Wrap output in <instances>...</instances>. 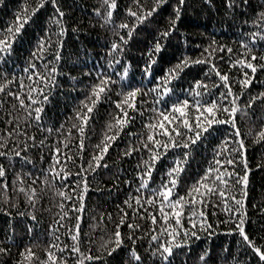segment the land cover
I'll return each instance as SVG.
<instances>
[{
  "label": "trees",
  "instance_id": "16d2710c",
  "mask_svg": "<svg viewBox=\"0 0 264 264\" xmlns=\"http://www.w3.org/2000/svg\"><path fill=\"white\" fill-rule=\"evenodd\" d=\"M29 2L32 3V0ZM59 2L65 12L66 31L62 37L61 59L56 65L58 68L56 80L54 84L48 86L45 93L48 95V100L44 105L40 124L38 125L32 120L30 126L25 127V112L18 100L8 95V92L0 93V144L5 143L3 137L6 131H11L17 123L28 133V137L35 136V141L28 140L30 147L23 150L21 157H10L15 163L10 164L8 161L0 159V163H4L7 169L6 177L0 178V239H3L5 228L14 230L13 240L3 245L10 250L7 254L0 255V264H17V261L21 259L19 253L29 243L33 244V251L36 252V257L30 264H41L46 258L47 245L53 239L54 225L58 228V231L55 232L57 242L71 246L72 239L66 228L69 225H75L77 215L80 216L81 250L91 248L93 255L101 257L100 261L88 262V264H120L121 257L125 255L129 246V241L125 240L123 246L125 252L113 253L111 258L104 255L101 245L115 231L114 225L119 222L122 212H127L125 224L121 225L122 235L128 231L126 224L132 219L141 225L139 230L134 229L137 237L141 236L142 231L148 232L151 227V221L148 218L151 210L146 204L140 209L145 212L143 218L132 215L133 211L138 208L134 198L137 195L147 196L150 194L148 191L138 190L139 178L135 175L137 171L141 170L138 165H141L142 160L147 158L146 150L145 152L133 151L128 156H125L124 152L129 146L133 149L136 148L140 136L145 132L143 121L149 119L148 109L152 105L149 97L137 96V108H140L142 101H148L144 105L143 114L135 113L129 109V115L133 116L134 120L126 125L120 131L117 139L110 144L108 152L101 161V166L96 168L95 172H88L89 188L84 194V210L77 213L76 209H71V204L77 203V197L73 195L72 200L68 201L65 197L60 196L58 190L71 194V190L77 187V182L82 178L76 175L81 171L79 165L93 156L97 151L95 146L102 142L103 135L108 131L107 125L110 120L114 119L115 112L118 111L115 101L122 99L119 87L121 69L119 67L105 68L107 74L115 72L113 80L116 83L112 85V90L107 93L106 97L102 96L101 101L95 105L91 113V118L85 127L83 158L81 159L78 155L79 133L76 128H72L71 135H69L68 128L72 124H77L78 118L75 117L74 110L78 109L79 101L83 100L87 94L85 85L96 82L89 76V73H94L110 59L106 52L112 39V31L111 27L106 25L102 18L96 16L93 11L100 0H59ZM19 3L20 0H5L4 4H0V29L5 28L7 22L14 18L13 14ZM118 3L121 12H123L130 0H118ZM141 3L145 7H151L154 0H141ZM175 4L176 0H166V3L161 5L157 13L154 14V18H150L146 25L138 26L131 39L128 40L122 59L130 62V74L135 73L133 83L140 80L145 61L149 58L147 49L154 42L153 37L156 33L167 27ZM261 6H264V0H245V3L239 4L234 10H226L223 0H186V6L182 10L174 34L161 39L165 47L156 54V63L152 65L153 77L145 79L144 83L148 84L149 79L155 83L154 77L163 75L165 69L175 64L185 54L193 59L200 57L206 52L205 46L215 40L217 43L212 47L216 49V52L210 59L217 64L221 72H228L234 90L239 91V85L235 81L242 77L243 72H249L252 78V83L245 90V95L241 100L244 101L249 96H258L260 92H264V71L258 68L257 72L252 75L251 70L246 67H233L230 61L243 55V50L238 43L239 39L244 38L247 33L258 31L260 25H253L250 21L256 18V14L261 11ZM52 15L51 4L38 10L13 45V52L8 58V64L5 65L4 70H11L18 76L22 74L26 76L28 73H22L21 68H26L31 62L36 63L37 68L43 71L44 62L33 59L32 52L39 38L45 35L46 28L50 32L55 31V27L50 22ZM121 19L129 18L124 14ZM129 22L131 23V20ZM53 38L55 39V37ZM218 45H227L233 51L232 53L226 49L221 51ZM251 46L257 53L255 62L264 63L259 60L260 55L264 54V39L258 38L251 41ZM44 59L45 61L53 60L51 50L46 52ZM206 68V64L189 66L178 79L172 82L174 92L179 95L182 89L189 87V81L205 77L203 70ZM206 79L211 86L217 78L215 74L208 73ZM16 90V84L9 88V91ZM25 99L26 103H30L26 94ZM163 107L167 106L163 105ZM9 114L16 118L12 125L8 124ZM236 123L245 140V155L251 169L245 195L247 211L245 227L250 237L256 238L259 245L264 243L260 239L261 236H264V211H261L264 209V141H259L254 134L261 126H264V98H258L250 106L247 114L238 113ZM62 125L63 127H61ZM213 127L219 132L230 131V126L215 125ZM49 128L52 129L51 133L47 131ZM16 135L18 140L13 141L8 138L7 149L0 148V151L12 149L16 143L25 139L19 128L16 129ZM221 139H223L222 135L218 137L205 136L197 141L194 147H191L185 171L181 173L176 192L184 195L187 187L191 186L194 180L203 174L211 164L213 150ZM40 141H44L43 145ZM33 144L34 146H32ZM64 144L67 146L64 147ZM55 147H61V152L58 154L60 156L59 163L52 158ZM230 147H234V145H230ZM174 155H180L179 151ZM25 156L28 157L27 161L24 160ZM66 156L70 158L66 160ZM171 160L172 155H168L167 158L162 157L161 161L157 162L156 169L149 181V189L161 182V176L166 168L171 166L169 163ZM50 165L55 166L58 172L68 171L72 174L66 178L56 175L55 180H52V176L55 174L47 171ZM236 170H240L239 165L236 166ZM17 174L23 177L22 183L17 179ZM37 176L40 179H35ZM45 176L49 178L47 184L42 183ZM4 179L8 181V188L3 187ZM64 184H67V188H64ZM21 188L24 191H21ZM32 188L36 189L35 199L29 200V191ZM232 194L237 197L240 195L234 190H232ZM61 201L64 203L63 209L59 207ZM125 201H128L130 206H126ZM5 207L8 208L7 212L3 211ZM197 207L200 206L197 205ZM220 209L221 201L217 196L206 201L203 210L207 214V220L213 223V229L208 233L199 232L197 237L191 238L189 244L174 249L172 264H196L198 254L204 250H209L212 257L208 264H227L233 257H237L240 261H246V264H261L258 255L244 244L238 233L224 231L225 228L234 226V222L215 224L217 220L227 219V214ZM69 210L72 215L66 217L61 222L65 226L60 227L55 222L59 221L62 212L67 213ZM187 210L186 207L185 212ZM108 214H111L110 218ZM33 215L35 219H33ZM236 215H240V213H236ZM157 220L160 221L158 214ZM183 224L184 227H189L187 215L183 216ZM165 238L161 237L162 240ZM136 245L138 251L148 252L147 237L138 239ZM152 245L155 246V242H152ZM55 251L59 253V249H55ZM67 258L69 264H75L77 257L69 256ZM157 259L150 253L148 254L149 264Z\"/></svg>",
  "mask_w": 264,
  "mask_h": 264
},
{
  "label": "snow or ice",
  "instance_id": "6c2138e0",
  "mask_svg": "<svg viewBox=\"0 0 264 264\" xmlns=\"http://www.w3.org/2000/svg\"><path fill=\"white\" fill-rule=\"evenodd\" d=\"M226 10H234L239 4L245 3V0H223ZM5 0H0V4H4ZM166 0H154L151 7H145L141 0H130L128 6L121 12L118 0H100L97 7L93 9L96 16L101 17L106 25L111 27L112 39L109 42L106 55L110 57L104 66L96 69L94 73L90 72L89 76L95 80V83L85 85L87 94L84 99L79 101L77 110H74V115L77 119V124H72L68 128L71 135L72 128H76L79 133V152L78 155L83 158L84 149V132L88 121L91 118V113L96 104H98L102 96H107V93L112 90V85L116 83L113 80L112 74H107L105 68L121 69L119 73V87L122 99L115 101L118 111L115 112L113 120H110L107 129L103 135V140L97 144L93 156L86 162H82L79 167L80 172L77 176L82 177L77 182V187L71 190V194H66L64 191L58 190L60 196L71 201L73 195L77 197V203L71 204V209H76L77 213L84 210V194L87 193L89 184L87 175L89 171L95 172L96 168L101 166V161L104 159L109 150L110 144L117 139L120 131L124 129L132 120L133 116L129 115V109L138 114H143L144 105L148 101H142L140 108H137V96H147L151 101L149 119L143 121L145 132L140 136L136 148L131 146L124 152L125 156L131 155L133 151L145 152L146 157L141 162L140 171L135 175L139 178V189L150 192L147 196L137 195L135 203L138 208L133 211V217L145 216V212L140 209L146 204L151 210L149 219L151 227L148 232H141V236L135 235L134 229L139 230L141 225L136 223L135 219L126 224L128 231L122 235L121 225L125 224L127 212L123 211L118 223H115V231L101 245L104 255L111 258L113 253L125 252L123 246L125 240L129 241V246L125 255L121 257L120 264H149L148 254L152 257H157L151 264H172L174 249H179L181 246L190 243L191 238L197 237L199 232L206 233L213 229V223L207 220V214L203 210L206 201L211 200L213 196H217L221 201V211L227 214V219L224 221L217 220L215 224H228L229 221L234 222V226L224 229L227 232H236L241 237L244 244L250 247L255 254L258 255L261 264H264V243L257 244L254 237H250L246 231V216L245 195L247 185L249 183V172L251 169L248 166V160L245 155L246 146L245 140L241 136L240 127L237 126V114H247L250 106L258 99L264 98V92H260L258 96H249L242 101L241 98L245 95V90L252 83V78L249 72L242 73V77L238 78L235 83L239 85V91H235L233 84L230 83L228 72H221L217 64L210 59L215 55L216 49L212 45H216V41L212 40L211 44L205 46L206 52L200 57L193 59L188 55H183L177 62L164 70V74L148 80V84L144 83L145 79L153 77L152 65L156 63V54L160 53L165 47L161 39L168 38L170 34H174L177 29V22L181 18L182 10L186 6V0H176L173 7L172 16L169 18L166 28L161 29L153 37L152 45L147 49L148 59L145 61L141 71L140 80L133 83L135 73L130 74V62L123 61L124 48L128 40L133 36L134 31L138 26L147 24L150 18H154L161 5L165 4ZM51 4L53 15L50 17L51 24L55 27L54 32L45 29V35L38 40L36 47L33 49V59L44 62V69L41 71L37 68L36 63L29 62L26 68H21L22 73L28 75H17L11 70H4L8 64V58L13 52V45L16 43L20 34L24 31L25 26L29 23L38 10ZM126 14L129 19H121ZM14 18L7 22L5 28L0 29V93L8 92V95L15 97L19 105L24 109L26 121L25 127L30 126L32 120L38 125L42 121V112L44 105L48 100V95L45 94L48 86L55 83L58 68L56 65L61 59L60 49L63 45L62 37L66 31L64 23L65 12L61 7L59 0H20L17 10L13 14ZM131 20V23L129 22ZM120 21V22H117ZM253 25H260L256 33H247L244 38L239 39L238 43L243 50V55L238 59L230 61L233 67H246L251 70L252 75L259 68L264 71V63H256L257 53L253 51L251 41L258 38L264 39V6H261V11L256 14V18L250 21ZM55 37V39L53 38ZM219 50H227L232 53V48L227 45H218ZM48 50L53 53V60L45 61V54ZM259 60L264 62V54L260 55ZM206 64L207 68L205 77L189 81V87L182 89L179 95L174 92L172 82L180 77V74L191 65ZM51 65V66H50ZM86 66V65H85ZM208 73L215 74L217 78L211 86L208 84L206 75ZM27 81V83H25ZM16 84V91H9L11 85ZM149 85H151L149 87ZM222 89V90H221ZM26 98L30 103H26ZM183 97V98H181ZM166 105L167 107H163ZM15 107V105H13ZM15 117L9 114L8 124L12 125ZM224 125L230 126L229 132H219L213 126ZM63 127V125L61 126ZM25 139L19 141L12 149L0 151V159L8 161L10 164L15 163L10 157H21L24 149L30 147L28 140L35 141V136L28 137V133L20 128L17 123L11 131H6L3 139L4 144H0V148L7 149L8 138L17 141L16 129ZM51 133L52 129H47ZM59 133V130H57ZM222 135L223 139L213 150V160L211 164L204 170L203 174L195 179L193 184L187 187L184 195L176 192L177 185L180 183L181 173L185 171V164L189 158L191 147L196 145L202 137ZM259 141H264V126H261L254 134ZM235 137V139H234ZM43 145L44 141H40ZM22 144V147H21ZM234 145V147H230ZM34 146V144L32 145ZM67 145L64 144V147ZM19 149V150H16ZM170 150H172L170 152ZM179 151L180 155H174ZM61 147H55L52 153L53 160L59 163ZM172 155V160L169 161L170 167L166 168L161 176V182L155 187L149 189V181L152 178L153 171L156 169L158 161L161 158H167ZM70 157H65L69 159ZM25 156L24 160L27 161ZM240 166V170H236V166ZM106 166V165H104ZM258 167L260 165H257ZM66 167V166H65ZM55 180L56 175L68 177L72 173L68 171L58 172L55 166H49L47 169ZM7 169L4 163H0V178H5ZM166 176V178H164ZM17 179L21 181L23 177L17 174ZM35 179H40L37 176ZM235 182V183H233ZM3 187L8 188V181H2ZM42 183H49L47 176L43 177ZM67 188V184H64ZM232 190L239 193L232 194ZM21 191H24L21 188ZM36 189L32 188L29 191V200L35 199ZM175 193V195H174ZM231 201V203H230ZM126 206H130L128 201L124 202ZM199 205L200 207H197ZM59 207L64 208V203L61 201ZM187 207V212L185 209ZM4 212L8 208H3ZM264 211V209H261ZM240 213V215H236ZM157 214L160 221L157 220ZM72 212L61 213L59 221L55 223L60 227L65 225L61 223L66 217L71 216ZM109 218L111 214H108ZM187 215L189 227H184L183 216ZM33 219L35 216L33 215ZM76 223L74 226L69 225L66 231L71 236L72 245L60 244L57 242L55 232L58 228L53 226V239L47 245L46 258L41 264H69V256H76L75 264H88V262H98L101 257L93 255L91 248L81 250L80 246V216L75 217ZM166 225V227H165ZM166 237L161 239V237ZM147 237L149 244L148 252L142 253L138 251L136 241ZM14 238V230L5 228L3 231V239H0V255L7 254L9 248L4 247L5 243H10ZM260 239L264 241V236ZM155 242V246L152 245ZM59 249V253L55 251ZM21 259L17 264H30L36 257V252L33 251V244L29 243L23 251L19 253ZM209 250H204L198 254L196 264H208L211 260ZM246 264V261H240L237 257H233L227 264Z\"/></svg>",
  "mask_w": 264,
  "mask_h": 264
}]
</instances>
